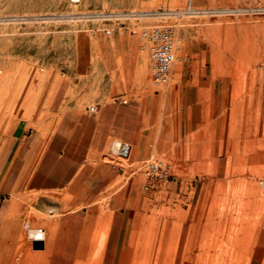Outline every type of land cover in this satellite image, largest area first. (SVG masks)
I'll list each match as a JSON object with an SVG mask.
<instances>
[{
	"label": "rangeland",
	"instance_id": "374dc122",
	"mask_svg": "<svg viewBox=\"0 0 264 264\" xmlns=\"http://www.w3.org/2000/svg\"><path fill=\"white\" fill-rule=\"evenodd\" d=\"M157 26L176 34L162 86L148 58L136 53L131 66L125 51L131 35L141 48L133 30ZM103 42L122 82L130 73L142 87L137 124L156 148L120 169L109 146L100 160L117 170L97 194H34L16 179L9 211L0 206L12 240L0 242V264H264V0H0V170L11 128L47 134L94 104L87 78ZM211 72L223 98L203 100L185 124L180 80ZM148 160L170 164L173 179L133 172ZM26 223L45 228L43 248Z\"/></svg>",
	"mask_w": 264,
	"mask_h": 264
},
{
	"label": "crops",
	"instance_id": "0c3cea01",
	"mask_svg": "<svg viewBox=\"0 0 264 264\" xmlns=\"http://www.w3.org/2000/svg\"><path fill=\"white\" fill-rule=\"evenodd\" d=\"M131 36L134 38L128 39L125 44L131 66L137 54H142L144 59L148 58L150 64V55L143 40L140 38L142 45L138 49L139 38ZM106 47L104 42L96 44L94 49L98 54L94 55L93 65L89 67L87 93L94 104L86 106L80 102L70 112V123H64L63 119L56 121L54 130L47 134L26 131L24 125L10 129L12 133L7 135L9 140L5 158L1 160L9 165L6 170H0V206L6 204L8 210L12 201L10 191L15 190L16 179H21L24 188L34 194L54 191H64L71 195L101 193V180H104L110 168L117 170L114 165L100 160L109 146H112L114 139L128 142L131 145L130 157L133 158H143L154 152L156 146L143 135L142 127L137 124L136 119V109L141 108L143 89L135 84L134 74L129 73L126 81L122 82ZM141 51H146L147 55ZM186 60L190 65L189 58ZM198 60L201 62L200 58ZM180 81L183 84L178 98L184 114L181 120L183 119L185 124L192 122L191 113L193 114L195 109L207 107L208 103L203 100L213 99L217 103V100L223 98V93L217 92V80L213 78L212 72L209 75L200 74L197 78ZM126 96L130 98L129 101ZM107 98L110 100L107 101ZM91 106L95 107L93 112L88 109ZM55 114L59 115V112ZM153 131L154 128L150 135ZM157 146L160 147L159 144ZM3 211V207L0 208V242L9 244L12 240L8 234H4V229L8 226L10 215L9 210L6 216Z\"/></svg>",
	"mask_w": 264,
	"mask_h": 264
},
{
	"label": "built area",
	"instance_id": "2783aa9c",
	"mask_svg": "<svg viewBox=\"0 0 264 264\" xmlns=\"http://www.w3.org/2000/svg\"><path fill=\"white\" fill-rule=\"evenodd\" d=\"M76 1V0H74ZM108 33V32H107ZM132 34H138L143 40L144 47L150 55V79L155 86L166 85L169 82L173 63L177 60L176 56V34L171 27H153L142 29L139 32L133 30ZM93 112L94 106L88 107ZM131 155V145L125 141H117L111 146V159L117 161V165L122 169V160H128ZM116 166V165H114ZM139 174L143 172L150 180L169 181L173 179L172 168L160 160H148L140 167L133 170ZM27 238L31 243L44 241L46 230L42 227H31L30 224L24 225Z\"/></svg>",
	"mask_w": 264,
	"mask_h": 264
},
{
	"label": "bare ground",
	"instance_id": "6f19581e",
	"mask_svg": "<svg viewBox=\"0 0 264 264\" xmlns=\"http://www.w3.org/2000/svg\"><path fill=\"white\" fill-rule=\"evenodd\" d=\"M142 12H144V11H142ZM146 12V11H145ZM170 14H178V13H175V12H171ZM122 15H124V16H134V17H139V18H147V17H151V16H162V15H167V13H154V14H136L135 15V13L134 14H131V15H128V14H126V13H124V14H122ZM121 15V16H122Z\"/></svg>",
	"mask_w": 264,
	"mask_h": 264
},
{
	"label": "water",
	"instance_id": "95a60500",
	"mask_svg": "<svg viewBox=\"0 0 264 264\" xmlns=\"http://www.w3.org/2000/svg\"><path fill=\"white\" fill-rule=\"evenodd\" d=\"M33 247L35 249L43 248V242L42 241H36L33 243Z\"/></svg>",
	"mask_w": 264,
	"mask_h": 264
}]
</instances>
